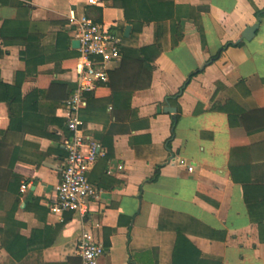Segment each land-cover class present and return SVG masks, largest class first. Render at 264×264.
Returning <instances> with one entry per match:
<instances>
[{
	"label": "crops",
	"instance_id": "1",
	"mask_svg": "<svg viewBox=\"0 0 264 264\" xmlns=\"http://www.w3.org/2000/svg\"><path fill=\"white\" fill-rule=\"evenodd\" d=\"M128 1L131 21L122 1L0 0V264H82L83 232L105 247L99 264H264V0H164L167 21L136 34ZM99 9L123 45L158 37L163 51L132 114L103 86L87 99L83 134L100 153L88 179L100 199L85 217L56 215L79 58L68 16L97 20ZM6 85H20V102Z\"/></svg>",
	"mask_w": 264,
	"mask_h": 264
},
{
	"label": "built area",
	"instance_id": "2",
	"mask_svg": "<svg viewBox=\"0 0 264 264\" xmlns=\"http://www.w3.org/2000/svg\"><path fill=\"white\" fill-rule=\"evenodd\" d=\"M100 0H88L89 6H98ZM68 20L76 30L80 42L79 58L76 67V87L64 102L66 128L71 134L64 142L67 153L61 181L50 201L52 214H78L85 217L94 202L100 199V192L91 185L88 173L96 163L99 146L83 134L84 122L81 111L86 106L87 96L109 82V75L121 63L122 37L111 28L96 22L87 14L78 15L72 11ZM179 165L193 172L194 167L185 160ZM123 169V167H120ZM23 191L26 186L22 187ZM78 254L82 264H99L105 247L96 242L90 232L80 236Z\"/></svg>",
	"mask_w": 264,
	"mask_h": 264
},
{
	"label": "trees",
	"instance_id": "3",
	"mask_svg": "<svg viewBox=\"0 0 264 264\" xmlns=\"http://www.w3.org/2000/svg\"><path fill=\"white\" fill-rule=\"evenodd\" d=\"M113 1L115 4L121 1L125 4L127 20L131 21V17L128 11L130 2L128 0H113ZM249 1L253 4L252 0ZM135 2L139 11V17H138L139 22L130 23L134 27L133 29L135 34L141 33L143 27L146 25H149L151 23L158 24L167 21L168 17H166L165 15L166 5L164 0H135ZM256 12L258 15L261 16L264 15V10L263 11L256 10ZM101 13H102V9H99L98 11L99 18L95 20L96 22H100ZM175 29H176V34L178 36V40H181L182 29H183L182 24L177 23ZM117 30L118 29L112 28L113 33H116L115 31ZM120 36L122 37L123 41L126 40L123 38L122 35ZM240 45L241 44H229V46L227 47L230 46L238 47ZM225 49L226 47L222 48L220 52L215 57L212 58V60L214 62L217 61L221 57ZM120 51L122 57L120 66L116 70L110 72L109 82L108 84L103 85V87L108 88L111 91L112 95L109 99V102L116 109L120 110L121 108H124L125 110H127V112H131L132 114L133 113V110L131 108L132 95L137 90L138 85L142 82L145 75L151 76L152 74L151 65L160 57L163 50H162L161 41L157 37L156 43L152 46L144 47V48H133L122 45ZM5 87H6L8 101H10L12 105H14L16 102L17 103L20 102V89H21L20 85L19 86L6 85ZM174 97L179 99L181 97V93H179ZM93 98H94L93 93L87 96V99H89L90 102ZM175 103L178 108V114L175 117V122H176L180 118L181 109L177 104V102ZM70 136L71 134L69 133L68 137ZM173 136H174V131H173ZM67 221L68 220L66 219L64 223H66Z\"/></svg>",
	"mask_w": 264,
	"mask_h": 264
},
{
	"label": "water",
	"instance_id": "4",
	"mask_svg": "<svg viewBox=\"0 0 264 264\" xmlns=\"http://www.w3.org/2000/svg\"><path fill=\"white\" fill-rule=\"evenodd\" d=\"M259 22H260V18H259ZM259 27H260V24L257 23V24H255L254 26L248 28V29L246 30V32L243 34V37H242V38H243L244 40H246V41H251V40L255 37L257 31L259 30ZM130 32H131V27L128 26V27L126 28V32H125V37H126V38L129 37ZM73 47H74L76 50H78V49L80 48V42H79V40H76V41L73 43ZM166 112L169 113V114H173V115H174V114H176L177 110H176L175 108H173V107L168 106L167 109H166Z\"/></svg>",
	"mask_w": 264,
	"mask_h": 264
}]
</instances>
